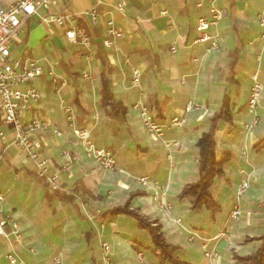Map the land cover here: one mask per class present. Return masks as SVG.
I'll list each match as a JSON object with an SVG mask.
<instances>
[{"label": "crops", "instance_id": "crops-1", "mask_svg": "<svg viewBox=\"0 0 264 264\" xmlns=\"http://www.w3.org/2000/svg\"><path fill=\"white\" fill-rule=\"evenodd\" d=\"M14 1L0 0V7ZM58 1L62 10L80 16L79 25L88 33L92 49L70 44L62 27L42 22L45 11L39 10L24 22L9 50L11 59L29 57L44 69L45 74L30 84L41 97L21 120L37 119L45 125L33 137L48 162V174L58 172L62 152L75 157L72 173L59 174L60 188L74 199L49 201L52 194L46 178L37 175L33 161L22 158L13 129L2 124L0 110V220L6 221L7 228L5 237L0 236V264H8L7 255L19 264H51V256L60 249L61 264H107L103 244L110 247L114 264H168L160 262L150 236L133 218H99L106 210L124 205L130 195V207L159 222L181 261L241 264L236 256L254 252L259 245L255 238L264 235V39L257 23V15L264 14V0H216L215 5L225 10L218 27L210 31L220 39L216 52L193 43L198 16H208L207 4L197 9L193 0ZM120 2L125 4L123 12L115 8ZM93 7L101 17L95 26L89 16L80 15ZM163 10L167 13L162 14ZM107 19L131 36L105 48ZM239 42L242 49L234 68L235 82L228 83L226 75ZM101 58L114 98L126 108L122 118L109 117V109L100 105ZM134 68L141 74L137 89L130 85ZM50 70L54 78L46 74ZM82 72L90 79L82 78ZM253 74L263 87L259 122L245 129L243 125L251 123L246 104ZM226 91L233 119L216 132L215 152L217 157L228 152L231 158L224 179L216 180L211 188L220 206L212 215L205 209L192 211L178 194L185 184L198 180L196 142L208 130L209 119ZM60 99L71 105L75 125L90 131L95 146L114 154V172L98 168L86 158L65 121ZM188 101L198 108L185 115L182 127L170 128L160 139L143 128L135 107L139 103L156 120L164 121L181 115ZM257 144L261 145L255 147ZM142 177L149 178L147 186L139 183ZM243 179L249 187L239 201L242 215L231 225L228 215ZM188 230L200 239L188 242ZM204 243L216 250L215 260L203 257L200 246Z\"/></svg>", "mask_w": 264, "mask_h": 264}, {"label": "built area", "instance_id": "built-area-1", "mask_svg": "<svg viewBox=\"0 0 264 264\" xmlns=\"http://www.w3.org/2000/svg\"><path fill=\"white\" fill-rule=\"evenodd\" d=\"M197 9H202L204 5H208V16L200 15L196 20L195 31L196 37L193 40L194 44H204L207 52H216L219 50V36L210 33L218 27L219 22L225 16V10L218 8L215 5L216 0H193ZM125 4L120 2L116 5V10L119 12L124 11ZM52 8V10H50ZM39 10H44L45 14L42 17V22L47 24H56L64 30V36L72 45L81 47L84 50L90 51L92 49L91 39L84 28L79 25L80 16H72L60 7L58 0H15L7 7H0V110L2 112V124L5 127L11 128L15 134V143L19 148L22 158L33 161L36 164V173L41 178H46L48 191L53 194L60 189L59 173L53 172L48 174L47 160L43 159L40 155V143L34 139V134L44 131L45 125L40 120L33 119L27 123H23L21 115L23 113L31 112L33 106L39 101L40 93L30 84L42 77L45 72L39 61L24 57L22 59H11L10 46L18 37L24 22L37 14ZM165 10L162 14H166ZM80 15L90 17L92 26L100 22V15L93 7L89 11ZM257 23L261 28V38L264 39V14L257 15ZM106 37L103 39L102 44L105 48H111L116 40L130 37L129 32H125L115 26L112 19H107L105 22ZM171 52L175 53V46L171 47ZM50 78H54L52 70L46 73ZM140 72L137 69L131 70L130 85L132 88H139ZM81 77L90 79L87 72H82ZM251 85L249 88V96L246 104V113L251 117L249 125L244 124L243 128L250 129L257 125L259 118L257 115L260 106L262 84L257 80V74H253L250 78ZM21 86H27L21 89ZM60 107L64 113L65 121L71 129L73 136L76 138L78 144L83 148L85 155L89 157L94 163L98 164L104 169L110 171L116 170V158L114 154L107 149L98 148L92 141L90 131L87 128L77 127L74 123L73 108L64 99H60ZM139 108L140 122L145 130L154 138L160 139L163 134L172 127H182L185 123V115L197 109V105L193 101H188L184 107L181 115L174 116L164 121L156 120L155 117L150 115L145 106L136 104ZM53 133L60 135L56 129ZM0 137L3 133L0 132ZM166 147L170 145L166 143ZM175 146V143L174 145ZM61 166L59 171L69 174L72 169V161L74 158L68 151L62 152ZM142 185H148L150 180L148 177L139 179ZM249 187L247 179H243L239 184L240 190L234 194L235 203L228 215V222L236 221L241 216L239 201L244 197L246 190ZM159 194L156 193V197ZM157 197V198H158ZM3 201L0 195V203ZM162 206H165L161 202ZM167 207V206H166ZM180 224V220L176 219ZM5 220H0V236L5 237L4 226ZM13 230L17 232V226L13 225ZM227 230V229H226ZM187 232V240L193 242L200 239L199 235L191 230ZM201 253L204 258L208 260H215L218 254L215 249H209L207 244L204 243L200 246ZM103 255L107 260V264H114L110 260V247L107 244L102 245ZM59 257L56 258L58 263ZM8 264H19L12 255H7Z\"/></svg>", "mask_w": 264, "mask_h": 264}, {"label": "trees", "instance_id": "trees-1", "mask_svg": "<svg viewBox=\"0 0 264 264\" xmlns=\"http://www.w3.org/2000/svg\"><path fill=\"white\" fill-rule=\"evenodd\" d=\"M241 49L242 43L239 42L230 62V70L226 75V82L228 83L235 82L234 68L240 60ZM101 61L104 69L101 73L100 105L104 109H109L107 112L109 117L122 118L126 113V108L121 102L115 100L106 77V63L102 58ZM232 119L231 101L226 91L220 106L209 119L208 130L202 133L196 142L198 153V180L185 184L178 194L179 199L189 202L192 211L205 209L214 215L220 209L219 204L212 196L211 188L216 180L224 179V169L226 164L230 161L231 155L228 152H223L219 157L216 156L215 134L220 130L222 125L231 124ZM260 145L261 144H257L255 147H259ZM132 197L133 195H130L124 205L106 210L99 218L106 219L116 215H125L133 218L137 226L146 231L150 236L154 252L158 255L161 263L186 264L176 256V247L166 240L160 225L156 221L150 220L148 217L141 214L138 209L130 207V200ZM48 199L49 201L57 199L59 201L73 202L74 198L60 188L52 195L48 196ZM255 239L261 240V244L254 253L245 256H236L237 261L241 264H264V235L258 236Z\"/></svg>", "mask_w": 264, "mask_h": 264}, {"label": "rangeland", "instance_id": "rangeland-1", "mask_svg": "<svg viewBox=\"0 0 264 264\" xmlns=\"http://www.w3.org/2000/svg\"><path fill=\"white\" fill-rule=\"evenodd\" d=\"M257 80H258V76H257ZM258 82L260 83V81L258 80ZM250 88V87H249ZM248 93H250V92H248ZM248 96H249V94H248ZM261 98H262V94H261ZM198 107V106H197ZM191 112V111H190ZM75 138V137H74ZM75 140H76V138H75ZM76 143H77V145L79 146V147H81L79 144H78V142H77V140H76ZM82 148V147H81ZM82 150H83V148H82ZM83 152H84V150H83ZM71 155H72V153L71 152H69ZM84 154H85V152H84ZM86 156V155H85ZM72 157L74 158V160L72 161L73 163L75 162V157L72 155ZM86 158L87 159H89L91 162H93L89 157H87L86 156ZM62 160V159H61ZM73 163H72V166H73ZM94 163V162H93ZM98 168H101V169H103V170H105V171H109V172H114V171H110V170H108V169H104V168H102L101 166H99L98 164H96V163H94ZM60 166H61V163H60V165H59V168H60ZM58 172H59V174H61L62 172H60L59 170H58ZM72 173V169H71V172L69 173V174H67V175H70ZM142 185V184H141ZM142 186H147V185H142ZM238 190H240V188L238 187V188H236L235 189V193H237V191ZM247 191V190H246ZM234 193V194H235ZM246 193V192H245ZM245 195V194H244ZM241 210V209H240ZM241 215H242V211H241ZM147 217V216H146ZM149 218V217H148ZM150 220H153V219H151V218H149ZM240 219V218H239ZM239 219L238 220H236V221H231V225L232 224H235V223H237L238 221H239ZM154 221H156L158 224H159V222L157 221V220H154ZM175 223H177L176 222V220H175ZM178 224V223H177ZM160 225V224H159ZM229 226V225H228ZM160 227H161V225H160ZM228 228H231V226H229ZM161 229H162V227H161ZM18 230V229H17ZM164 235V234H163ZM255 240H257V239H255ZM188 241V240H187ZM259 241V245H258V247L260 246V244H261V240H258ZM189 242V241H188ZM257 247V248H258ZM257 248H256V250H257ZM65 250H66V248H64ZM255 250V251H256ZM254 251V252H255ZM63 251H62V249H60V250H58L57 252H56V254H54V255H52L51 256V258H50V262H51V264H61V260H62V258H63V254H61ZM254 252H252V253H254ZM252 253H249V254H252ZM248 255V254H247ZM58 256H61V258L59 257V259H57L58 260V263H56V258H58ZM245 256V255H244Z\"/></svg>", "mask_w": 264, "mask_h": 264}]
</instances>
